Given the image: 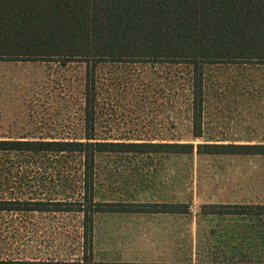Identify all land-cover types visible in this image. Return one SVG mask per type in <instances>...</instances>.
Here are the masks:
<instances>
[{
    "label": "rangeland",
    "instance_id": "obj_1",
    "mask_svg": "<svg viewBox=\"0 0 264 264\" xmlns=\"http://www.w3.org/2000/svg\"><path fill=\"white\" fill-rule=\"evenodd\" d=\"M104 69L114 85H98L99 140L264 144V65L206 67L198 140L190 85H167L160 67ZM82 75L80 64L1 61L0 140L81 138L84 85L71 83ZM138 76L149 85H131ZM82 173L81 155L0 154V199L73 203ZM96 174L100 201L184 203L190 212L96 215L95 261L264 263L263 218L203 214L205 205L264 204V157L101 156ZM82 235L77 212L0 213V259L74 263Z\"/></svg>",
    "mask_w": 264,
    "mask_h": 264
},
{
    "label": "trees",
    "instance_id": "obj_2",
    "mask_svg": "<svg viewBox=\"0 0 264 264\" xmlns=\"http://www.w3.org/2000/svg\"><path fill=\"white\" fill-rule=\"evenodd\" d=\"M49 61L83 65L71 85H84L81 138L0 140V154L81 155V200L0 199V213L77 212L82 215L81 260L0 264H177L116 263L94 259L95 218L101 213L189 214L184 203L96 199L101 156H260L264 144L128 142L97 138L98 85H114L106 66H150L165 71L167 85H190L192 137L204 135V85L210 65H264V0H0V62ZM177 71V72H176ZM139 72L136 73H141ZM173 72L180 74L175 79ZM131 85H149L136 77ZM203 214L264 219V204L205 205ZM209 209V210H206ZM222 264H264L259 261Z\"/></svg>",
    "mask_w": 264,
    "mask_h": 264
}]
</instances>
